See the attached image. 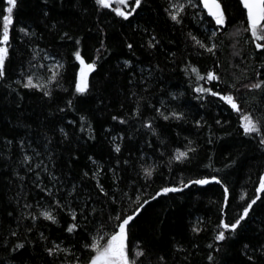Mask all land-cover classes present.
<instances>
[{"label": "snow or ice", "instance_id": "snow-or-ice-1", "mask_svg": "<svg viewBox=\"0 0 264 264\" xmlns=\"http://www.w3.org/2000/svg\"><path fill=\"white\" fill-rule=\"evenodd\" d=\"M94 11L100 15L102 10L108 9L110 13H114L119 20L127 21L131 24L130 18L138 17L139 12L144 10L146 0H92ZM22 0H0V17H2V31H0V84L7 89V92L0 90V121L4 119V112L7 111L11 117L7 121V127L11 133L10 138L7 134H0V164L6 166V171L0 172V176H9V190L15 188V194L12 197L14 204L9 202L8 207L12 210L7 215L11 220L15 221V229L8 232L10 239L4 241L0 245V251L6 253L0 257V264H34L36 260V249L39 248L43 253L41 259L43 264H152L153 246L150 242L139 239L135 246H131L132 229L137 227L140 218L147 211V206H151L152 201H156L160 197H167L169 194L182 193L185 189L193 186L204 187L215 184L222 189V202L219 206L218 222L215 225L213 243L207 244L209 250H214L219 256L207 255L209 264H222V258L226 254L222 251L224 244L229 239L234 238L240 231L246 229L252 220L251 214L256 212L259 201L264 205V199L261 193H264V171L257 175L258 187L255 188V196L250 201H245L242 211L233 219H226L225 211L230 204V189L224 179L217 175H206L200 171L187 180L181 175L176 184H169L160 187L154 192L147 191L153 182V175L157 171L155 162L148 163L149 157L144 148L131 147L128 149L129 155L122 156V144L126 138L129 142L136 139L133 135H126L121 129L116 135H112V129H104L105 137H110V149L115 153V163L108 168L112 174V191L106 190L103 183L98 179L99 175L104 172L93 155H88L87 160L92 165L91 171H84L78 183H72L68 179V174L63 168L71 170V165L78 160V153L84 144L81 143L82 137L76 135L75 132L69 133L66 129L69 126H75V119L68 120L66 125L58 124L63 117L58 113H66L67 110L79 111V106L89 102L92 96V88L94 85L90 82V74L97 70V60L86 62L82 55L83 37H75L70 35L69 31H63L60 36L61 40L72 41L74 50L70 54L72 61V71L66 77V66L61 63L57 57L51 53L44 52L40 57L42 61L49 63L37 62L39 52H34L32 59L28 62V68H22L18 77L11 83H8V64L11 63L10 48L12 47L10 40V26L13 23L14 11L18 10ZM87 0H39L40 18L44 20L45 27L49 31L57 29L58 25L63 26V21L50 13H58L64 16L69 28L74 26L77 20L86 18L88 9ZM237 8L240 12V28L238 32L246 34V40L253 46V52L256 58L261 61L259 69H254L255 79L248 80L247 83L236 81L228 85L231 90H214V82L219 83L222 77L215 71L209 70L201 73L199 68L185 64L182 69L184 75L189 78V88L194 94L193 99L196 100L201 108L211 104L213 107L218 106L216 101L222 102L220 107L227 106L225 111L231 110L229 119L222 121L215 119L214 123L223 128L225 124L231 123V114L235 113L238 126L234 130L236 136L243 137L244 142L252 145L254 155L252 159L260 158L264 160V110L258 105H253L255 110H249L244 105L250 103L239 95L240 84L243 89L251 94H259L260 101L264 103V0H237ZM193 10L191 14L189 10ZM164 13L166 18L172 22L173 27H183L185 21L190 19L197 25L204 26L205 38H198L191 31L185 34L186 40L192 42L194 49L202 50L200 54L208 53L215 55L217 45L214 42L218 31L225 28L230 23V16L223 0H166L164 5ZM206 13V15H205ZM210 17V19H209ZM49 20L56 22L51 25ZM99 24V21H98ZM139 27V26H137ZM101 38L99 40L101 49L105 48V29L98 28ZM148 33V28L142 30ZM19 32L24 36H35V32H30L25 27H20ZM170 43H174L170 41ZM162 44V40L155 34H149V39L140 47L144 48L148 55L152 54L158 46ZM126 48L132 55L136 54L134 44L126 43ZM162 50V49H161ZM42 51V50H40ZM100 49H97L99 52ZM176 53L169 49V63H175ZM99 59V57H97ZM165 66H161L159 61L154 65L150 64L147 68H139V78L136 76L137 69L132 68L131 59L122 61L121 71L130 70V78L127 84L131 88H137V92H131V96L135 99V108L128 118L113 115L112 121L119 125H131L129 121L135 119L139 122V127L135 129L138 133L141 129L147 130L146 134L157 137L159 144L156 145L151 139L145 140L147 149L153 152L159 151L160 157L166 155V142L160 137L165 135L163 126L156 124L157 120H162L171 125L176 122V126L186 121L184 112L179 111L177 107L172 106V102L178 100V96L166 93L161 89L162 94L168 95L170 99L165 101L159 100V107L153 103H149L144 95L147 93L153 82L163 83V73ZM160 73L159 76L156 73ZM67 79L69 87H64V81ZM15 85L16 87H13ZM18 89H26L28 92H39L42 100L48 104L49 108L53 104H59L62 97L58 93L63 92L70 96L65 102L64 107H57L54 111L48 112L44 116V120L36 125V131L42 137L39 141L28 143V133L20 134L19 129L27 128L31 130L32 122L25 118V110L22 102L27 93L21 94ZM15 94V95H13ZM7 97V98H6ZM138 97V98H137ZM215 98L209 100L208 98ZM143 102V103H142ZM142 108L150 109L155 113L147 119H141L144 115ZM259 113V115H257ZM195 129L200 130L206 126L203 116L193 122ZM160 131H157V129ZM43 129V132L40 130ZM210 130V126H209ZM79 131L84 133L87 131V140L95 141L97 139L95 130L86 116H79ZM51 132V136L48 133ZM19 135V139L17 136ZM176 136H180V132H176ZM186 144L184 150L179 147L175 148L168 154L167 166L169 172L172 171V165L187 166L188 168H200L198 161V148L194 147L195 141L184 137ZM215 140L210 135L206 140V144L213 145ZM35 145V146H33ZM75 145V147H73ZM56 149L60 150L58 155ZM68 152L69 158L63 161V153ZM209 163L203 164L204 168L211 172L218 173L221 171L215 168L212 163V156L207 157ZM229 160V157L225 158ZM58 162L62 164L58 165ZM236 159H230L225 163L224 167L232 168L238 165ZM85 167H88L85 165ZM264 168V164L260 165ZM59 169V170H58ZM131 169L134 176H129L132 187L136 188L138 194L134 197L124 192L119 187V183L123 180V173ZM181 173L184 167L180 168ZM23 173V174H21ZM95 179V191L97 197H103L109 207L106 220L99 222L96 233L93 234V227L96 225V209L92 206L96 200L91 193L83 194L82 185L87 180ZM143 184H140V181ZM30 181V184H29ZM139 185L137 188L136 186ZM242 201L245 200L241 196ZM2 202V201H0ZM119 209V210H117ZM66 217L64 226H61V219L58 217ZM28 223H25V222ZM44 221L47 224L42 225ZM163 223V221H157ZM197 223H202L198 221ZM260 224L264 225V217L261 218ZM55 226L59 235L52 238L47 235L43 228H51ZM107 229V231H104ZM202 231L199 227H192L191 232L199 234ZM103 232V235L100 233ZM67 233V236L63 234ZM73 236H79V240L70 239ZM259 239L256 245L244 243L242 254L246 258V264H264V227H260L258 231ZM4 237L0 236V241ZM103 241V242H102ZM67 243V246H65ZM173 264H184L188 259L185 247L180 241L173 239L172 243ZM184 254L181 259L177 254ZM155 264H168V258L165 255H158Z\"/></svg>", "mask_w": 264, "mask_h": 264}, {"label": "trees", "instance_id": "trees-1", "mask_svg": "<svg viewBox=\"0 0 264 264\" xmlns=\"http://www.w3.org/2000/svg\"><path fill=\"white\" fill-rule=\"evenodd\" d=\"M223 3L227 7L230 23L224 29L218 31L214 40L217 45L216 52L215 55H211L208 53L200 54L202 50L194 49L191 46L192 42L186 40L185 36L187 32L191 31L198 38L204 39V26L197 25L187 19L183 27H173L172 22L166 18L163 10L166 0H146L144 10L139 12V16L130 18L131 24L122 20L110 23V20L116 21L119 18H116L114 13H110L108 9L102 10V14L98 15L94 11L92 0H87L88 13L86 18L75 21L74 26L71 28L67 26L64 16L55 12L50 13L63 21V26L58 25L57 29L51 31L45 27L44 20L40 18L39 0H22L19 9L14 11L13 23L10 26L12 47L10 48L11 63L8 64V83L18 77L22 68L25 70L28 68V62L32 59L35 49L42 50L43 54L48 52L55 55L61 63L65 64V75L67 77L72 71L70 54L74 50V45L72 41L60 39L63 31H69L70 35L77 38L83 37L82 55L86 62H91L93 59L97 60V70L89 77L91 84L94 85L89 102L80 105L79 111L67 110L66 113L57 114L63 117L62 121H58V124L66 125L68 120L73 119L77 121L74 127L69 126L66 130L70 134L75 132L76 135L81 136V143L84 144V147L78 153H72L78 155L79 158L71 165V170L69 171L66 167L63 168L72 183H78L84 171H91L92 165L87 160V156L93 155L98 164L104 168V172L99 175L98 179L104 184L106 190L112 191V174L108 171V168L115 163L114 157L116 154L110 151L113 145L110 137H105L104 129H112V135H116L123 129L126 135L135 133L136 139L129 142L126 138L120 142L122 144V156L127 157L129 155L128 149L133 146L144 148L149 157L148 163L151 164L154 161L157 166V171L153 175V182H151V187L147 191L154 192L170 183L174 185L181 175L187 180L194 176L197 171L206 175H217L226 181L230 189V204L225 210L227 212L226 219L229 220L242 211L245 201L254 198L255 188L258 187L257 175L259 172L264 171V168L260 167L264 164V160L260 158L252 159L257 154L252 151V145L244 142L243 137L235 134L229 135V133H234L238 126L235 113L231 114L230 124L226 123L223 128L215 125V119L228 120L231 110L225 111L227 106L220 107L219 105L222 102L219 101H216L218 105L216 107L209 104L201 108L199 103L192 98L194 94L189 88V78L182 71L185 64L199 68L202 74L209 70L215 71L222 79L219 83L214 82L213 85H208L213 87L214 90H231L227 86L236 81L247 83L248 80L245 79V76L250 79L256 78L254 69H259L261 61L256 58L253 46L246 40V34L237 31L240 28V12L237 8V0H223ZM192 11L190 9L189 13L191 14ZM54 22L56 21L49 20L48 24L51 25ZM20 27H25L30 32H35L36 35L24 36L19 32ZM100 27L105 29L104 49H101L99 43L101 34L98 28ZM145 27L148 28V33L142 31ZM0 31H2V17H0ZM149 34H155L162 40V44L156 50H153L151 55H148L145 49L140 47L141 44L146 45ZM170 41L174 43H170ZM127 42L134 44L135 55H132L126 48ZM97 49H100V51L97 52ZM169 49L171 52L176 53L175 63H169ZM125 59H131L132 68L137 69V78L140 75L139 68H147L157 61L162 67L167 65L163 73V83L153 82L146 94L143 93L142 89L139 90L140 94L144 95L149 103H153L157 107L160 106L159 100L168 101L170 99L168 95L162 94L161 89H164L166 93L177 95L179 98L177 101L172 102V106L177 107L179 111L184 112L186 115V121L182 122L180 127L176 126V122L171 125L162 120L155 122L163 126L165 131V135L160 137L166 142V155L164 157H160L159 151L153 152L151 149L146 148L145 140L151 139L156 145L159 144V141L157 137L146 134L147 130L141 129L137 133L135 129L139 127L138 121L131 119L129 123L135 125V127H129L128 125H119L111 119L113 115L128 118L135 108L136 98L131 96V92H137L138 89L131 88L129 91L130 86L127 81L130 78V70L124 69L121 71L122 61ZM262 74H264V70H262ZM156 75L159 76L160 73L157 72ZM13 87L16 86L13 85ZM64 87H69L67 79L64 81ZM237 87L240 88L239 95L241 98L250 102L244 105L245 108L255 110L253 105H258L261 110H264V103L260 101L258 93H248L240 84H237ZM0 90L7 92L2 84H0ZM18 91L21 94L27 93L22 102V107L25 110V118L32 122L31 130L21 128L18 131L20 134L28 133V143L31 144L33 141L42 139L37 134L36 125L44 120V116L48 112L54 111L57 107H64L70 96L63 92L58 93L62 97L60 103L58 105L53 104L49 108L48 104L42 100L39 92H28L26 89H18ZM208 99L215 100L211 97ZM142 111L144 115L141 119H147L155 115L150 109L142 108ZM3 115L4 119L0 121V134H7L10 138L14 133H11L6 125L11 117L7 111ZM80 115L86 116L88 122L92 124L97 137L95 141L87 140V131L84 133L79 131ZM201 116L204 117L206 126L197 130L194 128L193 122L200 119ZM40 131L43 132V129ZM157 131H160V129L158 128ZM176 132H180L179 137L176 136ZM48 135L51 136V132ZM210 135L215 140L213 145L206 144V140ZM185 136L195 141L193 146L198 148L197 162L200 163V168H188L187 166L173 164L172 171L169 172L167 166L168 154L177 147L184 150ZM17 138L19 139V135ZM56 152L58 155L60 154L59 149H56ZM62 155L63 161H67L69 153L64 152ZM208 156H212V163L215 168L221 169L220 172H211L203 167V164L209 163ZM226 157H229V160H226ZM230 159H236L239 162L238 165L232 168L224 167L225 163L230 162ZM59 164H62V162H58ZM85 165L88 167H85ZM181 167H184L183 173L180 171ZM6 170V166L0 164V172ZM130 175L134 176L131 169L123 173V180L119 183V187L122 190L121 194L126 192L134 197L138 193L136 188L132 187L131 180H129ZM8 182L9 176H0V201H2L0 202V236L4 237V240L0 241V245L10 239L8 232L15 229V221L7 215L8 211L12 210L11 207H8L9 202L14 204L12 197L15 194V188L12 187L10 191ZM95 182V179L87 180L82 185L83 194L91 193L94 200H96L92 205L96 209V225L93 227V234L96 233L99 222L107 219L109 212L108 204L104 198L97 197L94 188ZM143 183L141 180L140 184ZM136 187L138 188L139 185ZM260 195L264 199V193ZM241 196H244V201L240 199ZM222 199V189L218 185L211 184L204 187L193 186L190 189H185L182 193L169 194L167 197H160L156 201H152L151 206H147V211L140 218L137 227L132 229L131 246H135L138 238L150 242L153 246L152 264H155L158 255H165L168 258V264H173L172 243L174 238L180 241L188 254V259L184 264H209L207 261V255L209 254L220 259V256L214 250L207 248V244L213 243L214 229L218 222L219 206ZM254 207L256 212L251 214L252 220L246 229L240 231L234 238L222 242L224 244L222 251L226 253L222 258V264H246V258L242 254L243 244L256 245L259 239L258 231L260 227H264L260 224L261 218L264 217V205H261L258 201ZM58 218L61 219V226H64V220L67 218L63 216ZM158 220L163 221V223H157ZM198 221H202V223H197ZM40 223L42 225L47 224L44 221ZM194 226L199 227L202 231L199 234L192 233L191 228ZM43 230L53 239L59 235L55 226L43 228ZM104 231H107V229ZM63 235L67 236V233ZM100 235H103V232ZM70 239L78 241L79 236H73ZM65 246H67V243ZM5 255L6 253L0 251V257ZM33 255H36L34 264H43L41 259L43 253L39 248L36 249V253H33ZM183 255L182 253L177 254L181 259ZM145 264H148L147 259H145Z\"/></svg>", "mask_w": 264, "mask_h": 264}, {"label": "rangeland", "instance_id": "rangeland-1", "mask_svg": "<svg viewBox=\"0 0 264 264\" xmlns=\"http://www.w3.org/2000/svg\"><path fill=\"white\" fill-rule=\"evenodd\" d=\"M36 51L39 52V55L37 56V62L49 63V62H47V61H42V60L40 59V57L43 56L42 51H40V50H38V49H35V52H36Z\"/></svg>", "mask_w": 264, "mask_h": 264}]
</instances>
